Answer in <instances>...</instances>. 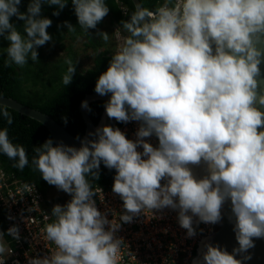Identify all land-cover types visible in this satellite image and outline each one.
Masks as SVG:
<instances>
[{"label": "clouds", "instance_id": "1", "mask_svg": "<svg viewBox=\"0 0 264 264\" xmlns=\"http://www.w3.org/2000/svg\"><path fill=\"white\" fill-rule=\"evenodd\" d=\"M20 3L0 0V35L10 42L5 65L23 67L29 58L37 61V47L52 39L42 3L63 9L67 0H30L26 13ZM72 4L85 32L109 11L105 0ZM13 15L24 21L23 33L10 21ZM122 27L127 35L94 90L110 93L104 104L109 118L139 122L135 139L105 124L80 147L48 138L33 148L32 165L72 198L52 207L55 219L44 228L55 250L27 264H118L120 225L98 209L88 178L98 177L101 162L116 170L112 191L123 201L126 211L119 219L125 222L171 208L192 237L194 224L220 223L230 201L237 245L229 252L207 243L195 264H247L255 240L264 239V111L256 106L264 105V79H258L264 0H164L154 10L137 5ZM99 35L109 38L107 32ZM65 63L62 83L68 85L76 69L71 58ZM82 106L89 107L87 101ZM0 115L13 122L7 108H0ZM152 136L156 145L145 139ZM0 153L19 169L29 164L25 147L9 139L7 127L0 128ZM201 163L206 174L197 177L191 166ZM7 232L20 238L15 224ZM4 251L0 244V254Z\"/></svg>", "mask_w": 264, "mask_h": 264}, {"label": "trees", "instance_id": "2", "mask_svg": "<svg viewBox=\"0 0 264 264\" xmlns=\"http://www.w3.org/2000/svg\"><path fill=\"white\" fill-rule=\"evenodd\" d=\"M29 2L30 0H21L18 6L19 10L26 13ZM105 2L109 8L107 15L97 23L95 28H89L87 32L80 28L72 0H67L63 9H59L58 5L42 3L41 15L50 18L52 21L46 29L52 39L47 42L56 43L60 49L64 48L66 50L65 56L50 59L47 54L41 52L42 48L37 47V61H31L29 58V62L23 67L15 64L5 65L6 48L10 42L3 35H0V94L12 97L50 115L72 135L81 137L85 130V124L79 111V103L85 94L95 91V84L99 75L107 69L113 56L114 47L100 50L103 42V37L99 35L100 28L108 23L111 32L112 28L119 27L126 36L127 33L122 27V21L128 20L131 13L135 11L131 0H105ZM140 2L142 6L154 10L164 0H140ZM57 10L59 15H54L53 13ZM10 21L23 33V20L13 15ZM65 21L71 23L75 30L68 31ZM82 36L86 39L83 44L84 47L90 48L92 51V63L86 68L82 66L80 61H77V52L73 49L72 44L65 45L66 38L75 41ZM66 57L72 59L76 69L73 79L68 85L62 83L63 74L67 71ZM104 104V100H95L88 104L87 111L94 123L98 121ZM0 108H7L13 117V122L8 124L6 119L0 115V128H8L9 139L14 144L23 145L29 158V164L23 169H19L14 166V160L0 153V166L17 178L34 182L41 191L47 192L52 185L43 179L40 172L32 165L31 160L35 155L33 148L40 146L48 138L52 139L49 131L33 118L3 105H0ZM120 123L117 121L115 128ZM98 171V177H88L93 189L96 185L112 188L116 170L107 168L101 162ZM69 196L71 199V194ZM0 228H4L1 216Z\"/></svg>", "mask_w": 264, "mask_h": 264}, {"label": "built area", "instance_id": "3", "mask_svg": "<svg viewBox=\"0 0 264 264\" xmlns=\"http://www.w3.org/2000/svg\"><path fill=\"white\" fill-rule=\"evenodd\" d=\"M138 126V121H129L121 122L118 128L127 138L135 139ZM145 139L153 145L158 143L155 136ZM93 190L98 209L120 225L115 235L124 242L118 264H195L201 242L213 224H194L196 234L188 237L177 221V211L171 208L153 210L155 215L150 219L142 212L125 222L119 219L126 211L120 196L108 186L96 185ZM55 204L61 203L49 200L34 182L17 178L0 166V216L4 225L0 228V244L5 248L0 258L5 264H27L31 257L51 255L55 245L45 238L44 228L55 219L51 213ZM13 224L19 228V239L7 232Z\"/></svg>", "mask_w": 264, "mask_h": 264}, {"label": "water", "instance_id": "4", "mask_svg": "<svg viewBox=\"0 0 264 264\" xmlns=\"http://www.w3.org/2000/svg\"><path fill=\"white\" fill-rule=\"evenodd\" d=\"M131 1L134 4L135 8L137 5H141L140 0H131ZM259 67L261 69V76L258 79H264V60H262V63L260 64ZM109 96L110 93L106 95H100L94 91L85 94L84 97L81 99L79 103V111L81 113L82 119L85 124V130L81 137H75L74 135H72L50 115L38 109L32 108L28 105H25L12 97L4 96L0 94V105L11 108L19 112L20 114L33 118L38 122H40L41 124H43L49 131L54 143L63 142L64 144L67 145L80 147L81 140L85 138L87 139L96 138L95 136H91L89 134L94 133L97 127L107 124L115 128L117 120L115 118H109L106 114L105 108L102 110L98 121L94 123L91 117L89 116L87 108L82 106L83 101H87L88 104L95 100H104L106 102L109 99ZM256 106L259 107L262 111H264V105L257 104ZM192 168L197 177L206 174L205 165L203 163H201L200 165H192ZM229 206H230V201L225 203L222 209V213H223L222 221L220 223L213 224L210 233L203 238L201 245L199 247L197 258L198 257L202 258V252L205 250L204 246L207 243L219 245L222 248H226L229 252H231L232 248L237 245V241L235 239V234L233 231V222L229 221L228 219V212L230 211ZM255 245L256 246L254 249H250V251L254 253L253 258L252 260L248 261L247 264H264V239H256Z\"/></svg>", "mask_w": 264, "mask_h": 264}, {"label": "rangeland", "instance_id": "5", "mask_svg": "<svg viewBox=\"0 0 264 264\" xmlns=\"http://www.w3.org/2000/svg\"><path fill=\"white\" fill-rule=\"evenodd\" d=\"M100 32H107L109 35L107 41L103 39L102 47L100 48V50L104 48L111 49L114 47L116 51L119 48L124 38L123 32H121L117 28L115 29L114 27L112 28V32H113L112 34L111 28L108 23L107 24L105 23V25L100 28ZM85 41L86 39L83 36L79 37L75 41H71L70 38L65 39V45H68L69 43L72 44L73 49L77 52V61H80L84 68L90 66L92 63V55H91L92 51L90 48L84 47L83 44ZM38 47L39 49L42 48L41 52L43 54H47L50 57V59H55L58 56H65L66 54V50L64 48L60 49L56 43L46 42L41 47L40 46ZM46 194L49 200L59 201V203L61 204H65L70 199L69 193L61 189H58L55 185H52V187L47 190Z\"/></svg>", "mask_w": 264, "mask_h": 264}, {"label": "bare ground", "instance_id": "6", "mask_svg": "<svg viewBox=\"0 0 264 264\" xmlns=\"http://www.w3.org/2000/svg\"><path fill=\"white\" fill-rule=\"evenodd\" d=\"M191 167H192V166H191ZM193 172H194V170H193ZM194 175H196L195 172H194ZM209 233H210V232H209ZM204 247H205V246H204ZM202 251H203V250H202ZM195 262H196V260H195Z\"/></svg>", "mask_w": 264, "mask_h": 264}]
</instances>
